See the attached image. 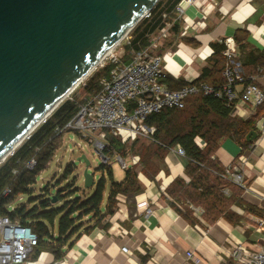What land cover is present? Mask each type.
<instances>
[{"label": "trees", "instance_id": "trees-1", "mask_svg": "<svg viewBox=\"0 0 264 264\" xmlns=\"http://www.w3.org/2000/svg\"><path fill=\"white\" fill-rule=\"evenodd\" d=\"M179 1L159 0L149 15L134 27L129 34V42L124 44L130 56L123 62L130 61L135 53L146 49L151 43V38L165 26L166 22L174 21L175 7ZM178 27L179 24L175 21L170 30L172 33L176 32ZM247 36L248 30H236L233 38L237 52L238 45L246 42ZM192 41L188 40L189 43ZM211 47L214 53L210 56L208 65L202 69L198 81L220 85L223 79L218 76L226 62L223 55L225 45L222 42H212ZM113 66V62H108L98 73H93L92 84L88 87L89 94H94L101 88L100 81L109 77ZM248 66L251 70H247ZM258 67L264 68V53L251 56L243 63L245 75L255 74ZM162 81L171 89H179L187 84L183 80H174L169 76L162 78ZM76 108V100H64L0 165V216H8L12 221L29 225L38 234V244L29 260H36L41 252L51 253L55 260L62 259L79 235L101 225L106 214L114 213L117 195H129L142 190L135 165L126 169L125 180L119 182L115 181L108 164L103 163L99 167L103 175L98 180L93 194L88 197L72 198L71 192L63 195L57 192L51 196L52 193L45 188L41 192V196L45 198L36 205L32 206L33 198L28 201L21 199L22 195L33 192L32 186L36 183L37 176L47 167L54 152L61 146L63 133L57 134L55 129L62 128L74 116ZM230 113L231 107L220 98L212 95H191L186 99L184 108H167L147 117V124L156 129L154 141L145 142L142 138H137L127 145L121 143L117 136L107 132L105 151L125 158L127 155L125 151L130 149L140 157L141 172L153 179L159 170L158 162L162 160L166 151L179 145L188 160L185 167L188 180L177 177L166 189L179 205L180 203L185 205L183 211L180 208L178 211L194 222L193 211L190 209L193 205L203 209L201 216L210 224L219 218L237 223L242 216L232 211L231 206L243 204L241 195L244 189L223 176L226 174V168L218 162L214 154L221 143L229 137L242 148L249 147L252 142L247 140V135L251 130L258 131L256 122L264 115V104L257 108L254 116L246 120L232 117ZM197 136L205 141L204 147H199L195 142ZM33 157L36 160L35 166L26 167V163ZM13 170L17 172L13 173ZM108 181L110 190L104 210L103 200ZM6 187H10L11 192L3 195ZM225 190L229 193H225ZM48 196H51V199ZM52 197L56 198L55 202L64 201L63 204L60 207L49 205L48 201L54 203Z\"/></svg>", "mask_w": 264, "mask_h": 264}, {"label": "crops", "instance_id": "crops-1", "mask_svg": "<svg viewBox=\"0 0 264 264\" xmlns=\"http://www.w3.org/2000/svg\"><path fill=\"white\" fill-rule=\"evenodd\" d=\"M197 20L203 21L202 26L196 24ZM178 24V31L170 30L163 46L152 49L163 57L164 75L174 80L189 82L199 78L208 65L212 42L233 38L237 29L248 30V39L238 45L237 52L243 71V63L251 56L264 53V0H194L185 6ZM260 69L264 73V68L258 67L255 74ZM247 70H251L249 66ZM219 77L223 79L222 72ZM256 112L257 109L240 105L238 112L231 111L230 115L246 120ZM256 127L257 137L249 147L244 149L229 137L214 154L224 168L238 163L244 174L243 204L231 206L242 216L239 222L219 218L210 224L194 211L193 205L190 209L197 222L178 211H183V207L166 189L177 177L188 180V160L175 146L158 162L159 170L153 179L137 172L142 190L117 195L114 213L106 214L101 225L79 235L62 259L55 260L51 253L42 252L41 259L33 264H186L189 251L198 259L195 264H234L231 252L237 245L257 251L264 241V231L258 228L259 220L264 219V115ZM126 158L131 159L130 167L134 166L132 156ZM124 180L125 176L120 182ZM106 206L107 202L104 210ZM148 210L152 211L150 215ZM123 246L129 252H122Z\"/></svg>", "mask_w": 264, "mask_h": 264}, {"label": "water", "instance_id": "water-1", "mask_svg": "<svg viewBox=\"0 0 264 264\" xmlns=\"http://www.w3.org/2000/svg\"><path fill=\"white\" fill-rule=\"evenodd\" d=\"M158 1L0 0V165ZM77 159L85 188L96 186Z\"/></svg>", "mask_w": 264, "mask_h": 264}, {"label": "built area", "instance_id": "built-area-1", "mask_svg": "<svg viewBox=\"0 0 264 264\" xmlns=\"http://www.w3.org/2000/svg\"><path fill=\"white\" fill-rule=\"evenodd\" d=\"M194 0H180L175 7L176 17L172 22H166L152 38L150 45L134 54L128 62L119 58H112L114 66L110 70L109 77L100 81L101 88L77 104L74 116L62 127L56 128L57 134L65 133L69 129L76 131L83 138L92 142L99 153L102 162L108 164L111 157L105 151L107 132L117 136L121 143L130 145L137 138L154 141V126H149L147 117L152 113H158L163 109H181L186 105V99L191 95H212L222 99L231 107L235 114L238 107L248 106L252 110L264 104V73L260 69L258 74L245 75L241 64L237 59V45L232 37L220 40L225 45L223 55L226 62L222 70L223 82L220 85H211L207 82L193 79L179 89H171L162 78L165 77L162 70L163 57L153 53L152 49L163 46L165 38L170 36V28L175 21L182 19L186 5ZM204 14H207L202 9ZM166 14L163 15L165 17ZM196 24L202 26L203 21L197 20ZM214 53L210 50L209 56ZM103 64V63H102ZM195 142L199 147L205 146V141L196 137ZM177 151L184 156V150L177 145ZM120 164L127 168L125 158L115 156ZM139 155L132 156L133 165L141 171ZM35 158H31L26 167L33 168ZM240 165L233 164L226 169L223 175L233 183L244 187V176L240 171ZM17 170H13L16 173ZM11 192L6 187L3 195ZM227 193V190H225ZM194 211L202 214L201 208L193 207ZM147 215L152 213L148 210ZM258 228L264 231V219L258 222ZM38 244V234L29 225H23L19 221H12L8 216H0V264H33L40 260L41 254L36 260H29ZM121 251L129 252L127 246ZM42 253V252H41ZM231 256L234 264H264V241L257 251L250 252L240 244L233 248ZM189 261L186 264H195L198 259L192 251L187 252Z\"/></svg>", "mask_w": 264, "mask_h": 264}, {"label": "rangeland", "instance_id": "rangeland-1", "mask_svg": "<svg viewBox=\"0 0 264 264\" xmlns=\"http://www.w3.org/2000/svg\"><path fill=\"white\" fill-rule=\"evenodd\" d=\"M130 34V33H129ZM123 39L121 43L113 49V52L109 54V56L104 60L102 65L94 70L87 78H85L77 88L71 92L66 99H74L77 104L83 102L87 97L92 94H89L90 91L88 87L92 84L93 81V73H98L100 68H102L108 62H111L112 58L117 57L121 61L129 58L130 54L127 53L124 44L129 42L130 35ZM101 73V72H99ZM101 78V77H100ZM99 78V79H100ZM103 79V78H102ZM96 93V92H95ZM145 142H150L151 140H146L142 138ZM125 157L133 156V152L129 149ZM84 154L87 159L90 161L89 172L93 173L96 177L95 179H101L103 173L99 170V167L103 164L102 159L97 152L94 144L89 140L83 138L76 131L69 129L61 138V146L60 148L54 152L52 159L50 160L47 167L37 176L36 183L32 186L33 192L28 195H22L21 199L23 201H28V199L33 198V205L39 203V201L43 200L45 197L41 196V192L43 189L48 188L51 196L55 195L57 192H60L62 195L66 192H71V197H88L93 194L95 190V186L91 188H85L84 186V178H83V170L85 168V164L83 161L78 160L77 158ZM109 156L114 157V153H108ZM138 155V154H136ZM109 162L110 169L114 174L115 181H119L125 176V169L117 160V158H112ZM127 168L131 166V159L126 158ZM138 168H136L137 170ZM141 172L140 170H137ZM240 171L242 169L240 167ZM142 173V172H141ZM243 173V172H242ZM106 175V174H105ZM244 175V174H243ZM232 182V181H231ZM109 181L107 182L103 206H105L107 202V198L109 195ZM51 196H48L51 199ZM64 201H58L51 203L48 201L49 205H53L56 207H60ZM185 206L183 203H180ZM195 207V206H192ZM201 208V207H198ZM202 209V208H201ZM203 210V209H202Z\"/></svg>", "mask_w": 264, "mask_h": 264}, {"label": "bare ground", "instance_id": "bare-ground-1", "mask_svg": "<svg viewBox=\"0 0 264 264\" xmlns=\"http://www.w3.org/2000/svg\"><path fill=\"white\" fill-rule=\"evenodd\" d=\"M125 38H126V37H125ZM125 38H124V39H125ZM121 40H122V39L118 40L117 43L111 48V50L107 53L106 58L109 56V54H111V53L113 52V49L121 43ZM106 58H105V59H106ZM105 59H104V60H105ZM103 62H104V61H103ZM99 65H102V63H100ZM99 65H98L95 69L91 70V71H90V72H89V73H88V74H87L82 80H80L70 92H73V90H74L75 88H77V87L79 86V84H80L85 78H87V77H88V76H89L94 70H96V69L99 67ZM66 97H67V96H66ZM66 97H65V98H66ZM65 98H64L63 100H65ZM63 100H62V102H63ZM62 102H60V104H61ZM60 104H59L58 106H60ZM57 108H58V107H57ZM57 108H56V109H57ZM56 109H55V110H56ZM17 148H18V147H15L14 151H15ZM10 155H11V154H10ZM10 155H9V156H10ZM9 156H8V157H9ZM8 157H7V158H8ZM7 158H6V159H7Z\"/></svg>", "mask_w": 264, "mask_h": 264}]
</instances>
